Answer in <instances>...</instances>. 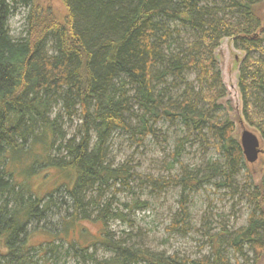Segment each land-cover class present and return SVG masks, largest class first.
Masks as SVG:
<instances>
[{"label":"trees","instance_id":"1","mask_svg":"<svg viewBox=\"0 0 264 264\" xmlns=\"http://www.w3.org/2000/svg\"><path fill=\"white\" fill-rule=\"evenodd\" d=\"M62 2L65 15L38 0H0V264H47V255L65 241L75 255L95 264H226L216 236L211 239L213 258L201 260L111 237L107 222L125 221L127 214L113 206L115 193H107L131 187L139 174L133 167L115 166L108 141L114 132L129 128L142 140L165 118L211 138L222 161H209L202 170L182 165L181 173L169 180L149 177L154 185L161 182L160 188L171 183L181 188L182 214L176 226L187 218L188 194L207 183L229 187L248 160L233 119L214 116L227 95L215 50L230 37L246 52L238 77L243 114L264 141V0ZM20 8L29 10L27 26L23 36L14 37L10 18ZM173 24L188 26L197 41L181 50L172 41L174 30L178 32ZM189 69L196 71L199 89L172 93L169 79L181 78ZM79 110L82 129L79 136H69L64 132L66 116ZM127 114L136 118L137 127H131ZM181 152L180 142L174 161ZM246 177L250 183L244 195L253 203L252 211L230 244L239 252L253 250L251 264H260L264 174L258 181L250 171ZM40 178L45 179L43 193L35 189ZM62 197L68 198L69 209L59 226L47 229L55 208L63 206ZM123 205L133 211L150 204L134 200ZM92 211L102 225L100 236L86 244L69 238L84 220L92 219ZM222 233L227 234L225 229ZM97 243L114 255L95 261L87 249Z\"/></svg>","mask_w":264,"mask_h":264},{"label":"rangeland","instance_id":"2","mask_svg":"<svg viewBox=\"0 0 264 264\" xmlns=\"http://www.w3.org/2000/svg\"><path fill=\"white\" fill-rule=\"evenodd\" d=\"M38 1L51 5L54 11L60 15L66 14L62 0ZM28 13L27 8H20L10 18L11 33L14 37L24 35ZM172 26L178 31L174 30L172 41L176 46L181 47V50L188 43L197 41L192 29L190 30L188 26L182 24H173ZM215 55L227 95L220 101L221 107L214 113V116L232 118L238 138H241L245 129L258 135L260 148L263 151L260 152L257 161L252 163L248 161L247 166L227 188L219 189L213 182L204 184L201 188L188 194L187 218L184 224L176 226L175 221L180 219L182 214L181 188L173 183L160 188L161 182L154 185L150 182L151 180L148 182L149 177L155 180L163 178L169 180L181 173L182 165H187L193 170H202L211 164L209 161H222L223 154L218 151L211 138L200 136L179 120L172 121L165 118L156 122V132L141 138L142 140H139L134 129L118 130L109 138L108 157L116 164L115 166L133 167V171L139 174V177L131 182V187L120 186L118 187L120 190L112 189L110 193H107L108 196L115 193L113 206L121 207L127 214L125 221L110 219L107 222V227L111 237L115 240L126 238L127 244L149 248L156 252L178 254L183 258L196 260L213 258L214 244L211 239L212 236H216L215 244L217 246L221 242L219 248L226 264H251L253 250L247 247L243 252L235 250L230 244V238L234 232L248 224L253 203L245 196V193L249 191L246 186L250 183L246 174L250 171L256 181L263 176L264 141L260 133L247 122L243 114V100L238 77L239 64L245 58L246 52L238 48L233 39L224 37L216 48ZM257 56L259 55L257 54ZM167 87L172 88L174 94H181L192 87L199 89L196 71L189 69L181 78H170ZM126 119L131 127H137L135 117L127 114ZM82 121L80 110L70 118L69 115L66 116L67 124L64 132L69 136L74 134L79 136ZM180 142L182 143V152L179 160L174 161L173 154L176 152L177 143ZM145 179L148 183L142 184L141 181ZM43 180L45 179L40 178L35 185V189L39 193L44 192ZM50 183L51 185L55 184L54 180H50ZM66 200L68 201V198L59 200L60 205L63 204V206L60 209L55 208V213L49 218L52 224L48 223L50 226L47 224V229L53 228L56 224L60 225L61 217L66 215L65 213L69 209ZM134 200L147 201L150 205L145 209L136 208L133 211L124 208L125 202L131 203ZM93 212L90 215L92 219L84 220L82 227L70 233L69 238L86 244L100 236L102 225L94 219ZM224 229L227 234L222 233ZM81 232L85 235H81ZM219 235L222 236L219 238ZM41 239L37 235L36 240L39 242ZM34 243H36L35 240ZM56 243L57 241L53 245ZM69 248L68 241L63 242L55 254L47 255L51 260L47 264H95L94 260L86 262L81 257V253L75 255V251ZM87 251L93 253L97 262L114 255L100 243L89 247ZM38 264H44V262L39 261ZM260 264H264V255Z\"/></svg>","mask_w":264,"mask_h":264},{"label":"water","instance_id":"3","mask_svg":"<svg viewBox=\"0 0 264 264\" xmlns=\"http://www.w3.org/2000/svg\"><path fill=\"white\" fill-rule=\"evenodd\" d=\"M241 144L246 159L249 162L257 161L260 152L263 150L260 148V140L256 133L245 129L241 134Z\"/></svg>","mask_w":264,"mask_h":264}]
</instances>
